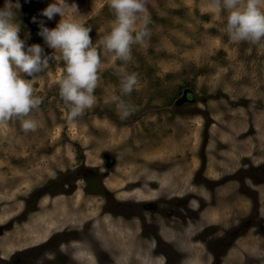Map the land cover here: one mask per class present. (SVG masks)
Returning <instances> with one entry per match:
<instances>
[{"label":"rangeland","instance_id":"obj_1","mask_svg":"<svg viewBox=\"0 0 264 264\" xmlns=\"http://www.w3.org/2000/svg\"><path fill=\"white\" fill-rule=\"evenodd\" d=\"M49 2L15 9L45 53L40 21L61 19L41 14ZM67 2L101 56L95 102L68 122L50 60L33 78L36 130L0 122V260L264 264V38L230 40L220 0H146L150 35L122 61L101 44L110 0ZM126 72L137 83L122 94Z\"/></svg>","mask_w":264,"mask_h":264},{"label":"clouds","instance_id":"obj_2","mask_svg":"<svg viewBox=\"0 0 264 264\" xmlns=\"http://www.w3.org/2000/svg\"><path fill=\"white\" fill-rule=\"evenodd\" d=\"M220 3L227 12L225 31L230 40L255 43L264 38L261 0H220ZM70 5L67 0H50L41 10L48 19L56 14L61 17L54 27L40 21L38 34L54 49L52 53H45L40 43L27 44V38L19 35L21 24L15 11L20 6L19 0H4L0 6V122L16 118L23 131L36 130L38 122L30 113L40 105L41 98L34 93L33 78L48 67L50 60H60L65 66L58 84L59 94L69 108L67 121H73L94 104L101 56L89 35L92 26L71 15ZM109 6L114 10V22L101 44L120 60L128 61L132 45L150 35V21L143 15L146 0H110ZM141 19L143 25L134 29L135 22ZM136 83L135 72L123 73L121 93H131ZM117 106L122 110V119L132 110L123 100Z\"/></svg>","mask_w":264,"mask_h":264},{"label":"flooded vegetation","instance_id":"obj_3","mask_svg":"<svg viewBox=\"0 0 264 264\" xmlns=\"http://www.w3.org/2000/svg\"><path fill=\"white\" fill-rule=\"evenodd\" d=\"M2 236V235H1ZM21 260V258H20ZM16 263V262H15ZM0 264H8V262L6 260H0Z\"/></svg>","mask_w":264,"mask_h":264},{"label":"bare ground","instance_id":"obj_4","mask_svg":"<svg viewBox=\"0 0 264 264\" xmlns=\"http://www.w3.org/2000/svg\"><path fill=\"white\" fill-rule=\"evenodd\" d=\"M62 208H63V206H62ZM61 213V212H60ZM62 215V214H61ZM68 215V214H67ZM69 215H71V214H69ZM72 216V215H71ZM71 216H70V218H71ZM60 217H62V216H60ZM68 217V216H67ZM63 219V218H62ZM86 252H88V251H86ZM88 254V253H87ZM89 255V254H88ZM88 257V256H87ZM87 259H89V258H87ZM89 261H90V259H89ZM91 262H93L92 261V259H91Z\"/></svg>","mask_w":264,"mask_h":264}]
</instances>
